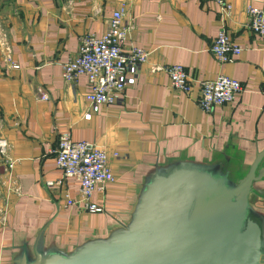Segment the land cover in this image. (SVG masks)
Wrapping results in <instances>:
<instances>
[{
	"label": "crops",
	"instance_id": "crops-1",
	"mask_svg": "<svg viewBox=\"0 0 264 264\" xmlns=\"http://www.w3.org/2000/svg\"><path fill=\"white\" fill-rule=\"evenodd\" d=\"M2 1L17 68L0 57V134L14 162L9 182L0 157V209L7 212L5 223L0 217V264H18L24 255L33 262L37 251L69 256L108 240L131 223L151 180L174 167L218 172L234 187L264 151V39L246 26L247 7L264 10V0H230V14L207 0ZM119 8L125 50L143 47L150 57L119 102L94 110L86 99L88 79L66 83L62 68L77 55L80 37L104 34ZM222 29L248 46L225 64L210 52ZM174 64L186 69L190 93L174 91L164 71L152 72ZM221 75L240 81L244 91L235 103L205 113L200 83ZM39 90L48 99H40ZM66 132L109 154L115 180L92 198L104 209L100 214L86 212L80 183L65 179L56 165L58 139ZM49 182L60 184L49 188ZM67 196L76 204L67 205ZM249 217L264 241V178L253 184Z\"/></svg>",
	"mask_w": 264,
	"mask_h": 264
},
{
	"label": "water",
	"instance_id": "water-1",
	"mask_svg": "<svg viewBox=\"0 0 264 264\" xmlns=\"http://www.w3.org/2000/svg\"><path fill=\"white\" fill-rule=\"evenodd\" d=\"M261 152L248 175L231 187L218 172L182 165L156 175L131 223L106 241L69 256L37 251L18 264H264L260 225L249 217Z\"/></svg>",
	"mask_w": 264,
	"mask_h": 264
},
{
	"label": "built area",
	"instance_id": "built-area-1",
	"mask_svg": "<svg viewBox=\"0 0 264 264\" xmlns=\"http://www.w3.org/2000/svg\"><path fill=\"white\" fill-rule=\"evenodd\" d=\"M231 13L230 0H207ZM247 29L257 37L264 39V10L248 6L246 9ZM124 9L116 10L110 20L107 31L98 36L86 33L79 39L78 53L63 65L62 77L66 83H75L81 76L88 79L90 91L87 102L95 110L99 106L111 105L120 101L124 90L130 87L137 78L141 67L148 63L150 52L134 46L126 51L124 48L127 31L123 28ZM5 47L4 61L13 68L12 49L9 42ZM248 46L233 42L226 29H222L214 40L210 52L219 64L228 63L238 58ZM164 71L171 82L174 91L188 94L191 85L186 69L179 64L166 67L154 66L152 72ZM132 75V76H131ZM244 91L243 84L235 79L221 75L215 80L200 83L198 105L205 113L212 112L217 107L233 104ZM39 98L48 99L39 90ZM9 144L0 134V157L5 160L9 170V182H12L14 162L8 155ZM118 157V154H114ZM57 167L63 172L65 179L74 178L80 183L79 201L83 203L86 212L100 214L104 209L92 202L96 192H104L106 187L115 180L109 154L105 149L96 147L90 142H76L69 132L63 133L58 139L55 151ZM60 183H57L59 185ZM55 183L47 186L54 188ZM17 193L18 189L10 188ZM78 202V201H77ZM76 201L67 196V205H75ZM6 209H0L3 223L6 221Z\"/></svg>",
	"mask_w": 264,
	"mask_h": 264
},
{
	"label": "rangeland",
	"instance_id": "rangeland-1",
	"mask_svg": "<svg viewBox=\"0 0 264 264\" xmlns=\"http://www.w3.org/2000/svg\"><path fill=\"white\" fill-rule=\"evenodd\" d=\"M4 1L0 0V57L4 61V52L6 51L5 47L8 43V36H7V28L5 24V19H3L2 15L3 13L1 12L2 9V4Z\"/></svg>",
	"mask_w": 264,
	"mask_h": 264
}]
</instances>
